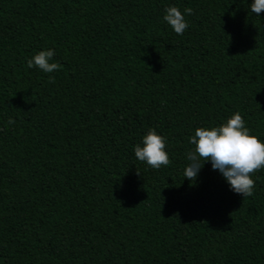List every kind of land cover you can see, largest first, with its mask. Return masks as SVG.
<instances>
[{"label": "trees", "instance_id": "obj_1", "mask_svg": "<svg viewBox=\"0 0 264 264\" xmlns=\"http://www.w3.org/2000/svg\"><path fill=\"white\" fill-rule=\"evenodd\" d=\"M253 2L0 0V264H264V168L248 197L183 174L197 127L239 112L264 142ZM48 49L59 70L27 67ZM150 129L160 169L135 157Z\"/></svg>", "mask_w": 264, "mask_h": 264}, {"label": "clouds", "instance_id": "obj_2", "mask_svg": "<svg viewBox=\"0 0 264 264\" xmlns=\"http://www.w3.org/2000/svg\"><path fill=\"white\" fill-rule=\"evenodd\" d=\"M250 8L252 13L259 16L264 12V0H254ZM192 13L191 8H185L182 13L177 7L170 6L163 19L176 34L183 35L188 28L185 14ZM54 55L52 49L40 51L27 61V67H38L45 73L57 71L61 65L50 62ZM49 82L54 83L55 77L50 76ZM8 123L14 124L15 120L9 118ZM189 139L194 149L186 154L190 163L184 169V177L195 181L204 162L210 161L212 169L223 175L232 191L242 194L243 197L253 195L255 181L252 176L264 168V142L251 134L239 112L219 126L197 127ZM165 149V137L150 129L144 135L142 145L135 146L134 152L138 160L153 169H160L171 163Z\"/></svg>", "mask_w": 264, "mask_h": 264}]
</instances>
